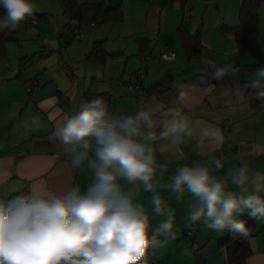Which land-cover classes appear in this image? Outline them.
<instances>
[{"label": "crops", "instance_id": "1", "mask_svg": "<svg viewBox=\"0 0 264 264\" xmlns=\"http://www.w3.org/2000/svg\"><path fill=\"white\" fill-rule=\"evenodd\" d=\"M241 2L186 0L181 4L180 0H130L127 4L123 0L122 25L128 24L129 39H123L121 29L113 32L111 27L113 31L108 32L107 38L95 40L105 41L106 52L122 54L121 59L97 66L84 60L88 45L78 51L79 58L66 51L65 64H79L76 69L81 67V86L74 95L68 93L67 85L61 87L59 72L50 73L51 63L46 59L50 55L42 47L37 59L23 64L12 79L0 83V197L19 192L21 188L15 184L16 181L22 182L28 191L47 186L63 193L73 184L79 185L82 192L86 191L93 182L87 163L72 169L71 156L65 154L63 145L52 132L64 117L79 110L82 96L94 80L98 92L111 95L110 113L114 115H134L147 110L152 114L151 130L160 133L162 122L170 118L169 110H177L190 119L194 128V135L185 138L180 145L173 144L171 138L147 142L156 154V191L176 213V238L151 252L147 264H195V256L206 264H227L226 250L218 246V242L227 236V231L213 232L200 225L189 242L181 240V236L186 238L183 231L195 199L185 193L183 200L178 201L167 185L176 169L185 165L209 166L217 178L226 177L231 168L242 164H247L253 172L264 173V101L256 99L254 90L246 87L247 82L255 78L248 67L256 62L232 34L223 30L239 25ZM180 26L189 34H198L203 47L198 60L187 61L178 32ZM110 35L113 41L109 40ZM84 37L81 34L80 38ZM140 37L155 39L156 42L155 50L145 59L138 55L136 39ZM168 50L174 53V59L162 60L160 55ZM25 55L21 54L18 60ZM260 56L264 59V53L260 52ZM225 66L239 68L238 78L245 84L233 87L181 85L161 95L146 92L166 74L182 81L213 73L217 67ZM140 69L144 72L135 93L126 92L121 82L129 80ZM66 80L70 81V78L66 77ZM29 86L33 88L32 94L26 91ZM180 91L186 94L182 100L178 98ZM32 116L40 118L41 126L26 131L21 122L28 118L31 123ZM210 127L220 129L223 143L216 144L203 136L202 130ZM213 157L222 160V169H215ZM119 183L125 190H136V201L145 205L152 215L153 227L157 226L163 217L152 213L151 194L145 192L142 185H131L125 180ZM244 216L247 217L246 214ZM252 221L258 234L249 240L251 255L245 264H264V223Z\"/></svg>", "mask_w": 264, "mask_h": 264}, {"label": "clouds", "instance_id": "2", "mask_svg": "<svg viewBox=\"0 0 264 264\" xmlns=\"http://www.w3.org/2000/svg\"><path fill=\"white\" fill-rule=\"evenodd\" d=\"M0 8V31L15 29L35 13L32 0H0ZM239 72L233 66L217 67L212 79L238 77ZM254 76L246 87L264 101V66L255 69ZM177 84L173 81L174 87ZM185 95L180 91L178 98ZM169 112L159 137L151 130L149 111L114 115L102 96L57 123L52 135L71 156L70 167L87 163L93 182L83 192L73 184L63 193L44 186L0 197V264H147L151 252L175 239L176 213L156 191V154L147 142L171 138L180 145L194 135V128L187 116ZM30 119L21 122L26 131L41 126L38 116ZM202 133L223 143L219 128H204ZM212 163L217 170L224 167L221 159L213 157ZM120 180L142 185L151 194L152 213L163 217L157 226L145 205L136 201V190H125ZM167 187L178 201L185 193L195 199L186 228L203 225L247 237L248 225L240 217L246 214L264 223V173L251 171L247 164L221 178L203 164L181 166Z\"/></svg>", "mask_w": 264, "mask_h": 264}, {"label": "trees", "instance_id": "3", "mask_svg": "<svg viewBox=\"0 0 264 264\" xmlns=\"http://www.w3.org/2000/svg\"><path fill=\"white\" fill-rule=\"evenodd\" d=\"M174 1V0H173ZM186 0H180L183 4ZM63 13L69 23H73L78 31L84 30L89 26H103L110 23H122L124 20L122 0H118L114 6H106L101 3H77L75 0H60ZM260 0H242L239 12V25L234 28H224L225 32L233 35L235 41L248 53L254 60L255 64L249 66L251 71H255L259 66L264 65V59L261 58L258 51V36H259V15L258 9ZM3 14V9L0 8V15ZM46 20V15L35 14L32 18L25 21L29 26L32 21ZM32 26V25H31ZM68 26H70L68 24ZM181 40V47L185 52L188 62L198 60L202 52V45L198 39V34H189L180 26L178 29ZM17 33L15 29L8 31H0V61L7 58L6 46L10 41H15L13 36ZM138 47V55L141 58H147L156 48L155 39L140 37L136 39ZM105 41H95L90 45L88 52L85 54L84 60L91 65L104 66L109 60H119L123 57L122 54L111 55L105 50ZM31 60V57L20 59V66ZM142 69L145 70V65L142 63ZM141 71V69H140ZM138 71V73L140 72ZM20 72V71H19ZM137 74V73H136ZM134 74V75H136ZM173 81L176 79L171 74L164 75L159 81L146 89V92L151 95H161L171 91L181 85L191 86H225L233 87L245 84L238 77L226 76L223 79H212V73L206 75H197L195 77L177 81L178 84L174 87ZM102 96L109 106L111 105V95L106 92H98L96 89V81H91L82 96L81 105L92 100L95 97ZM256 111V109L254 110ZM159 137V133H156ZM159 140V138L157 139ZM155 140V141H157ZM21 192H29L27 188L21 189L19 192L12 195L21 194ZM11 196V195H10ZM240 219L245 220L249 228L247 237L232 235L228 232L227 236L218 242V246L226 250L227 264H245L246 259L251 255L249 240L258 234L255 224L246 216ZM185 230V227H184ZM184 232V231H183ZM185 236V235H184ZM186 237V236H185ZM187 238V237H186ZM191 238V237H190ZM195 264H206L201 258L195 256Z\"/></svg>", "mask_w": 264, "mask_h": 264}, {"label": "rangeland", "instance_id": "4", "mask_svg": "<svg viewBox=\"0 0 264 264\" xmlns=\"http://www.w3.org/2000/svg\"><path fill=\"white\" fill-rule=\"evenodd\" d=\"M84 1L88 3L104 2L108 7L114 6L118 2V0H79V3ZM128 1L130 0H126L127 4ZM32 2L35 5L34 15H46V20L43 19L38 21V25L36 26H28L25 24V22H22L15 28V30L17 31V33L13 36L15 41H10L7 44V58L0 61V83L2 81H8L12 79V76L16 74V72H19L21 70L20 60H18L21 54L24 53L26 54V57L37 59V54L43 47V49L46 50L47 54L50 55L46 58L48 59V62L51 63L50 73L59 72L61 77L58 78V81L61 84V87L67 85V88H69L68 93L74 95L79 89V86H81V78L79 75V70L81 69V67L76 69L77 67H79V64H77V66H75L76 64H72L70 66L69 64L67 65V63L65 64V62H67L65 59L66 51L67 54L71 53V56H78L79 58V56L81 55L78 51H81L84 46L88 45L87 47L89 50L90 45L95 40H97L96 38H107L109 36L108 32L113 30V32H116L118 29L122 30V34L124 35L123 39H129L127 32L130 34V29L127 23L124 26L122 25L123 22L114 23L112 24L113 26L106 25L103 26V28H101L100 26H89L84 30L78 31L77 29H75V26L72 22H68L67 17L63 13L60 0H32ZM260 2L261 3L258 9L259 54L260 52L264 53V0H260ZM68 24L70 26H68ZM111 27H113V30L111 29ZM81 34L85 35L84 39L80 38ZM67 38L69 39L68 41H66ZM112 39L113 37L112 35H110L109 40L113 41ZM66 77L70 78V81H67ZM181 240L189 242L190 237L184 238L181 236Z\"/></svg>", "mask_w": 264, "mask_h": 264}, {"label": "built area", "instance_id": "5", "mask_svg": "<svg viewBox=\"0 0 264 264\" xmlns=\"http://www.w3.org/2000/svg\"><path fill=\"white\" fill-rule=\"evenodd\" d=\"M36 24H37L36 21H32L29 25L31 26V25H36ZM160 58L162 60H167V61L173 60L174 59V53L172 51H170V50L164 51L160 55ZM143 72L144 71L142 70L139 73H137L136 75L131 76L130 79L127 80L126 82H124V83L121 82V85H123V87H124L126 92L131 93V94L135 93L136 88L138 86V81L142 77ZM32 89H33L32 86L27 87L26 88L27 93L32 94ZM198 229H199V226L194 228V229L185 227L184 235L186 237H192L197 232Z\"/></svg>", "mask_w": 264, "mask_h": 264}, {"label": "water", "instance_id": "6", "mask_svg": "<svg viewBox=\"0 0 264 264\" xmlns=\"http://www.w3.org/2000/svg\"><path fill=\"white\" fill-rule=\"evenodd\" d=\"M15 184L19 187V188H21V189H23L24 188V185H23V183L22 182H20V181H16L15 182Z\"/></svg>", "mask_w": 264, "mask_h": 264}]
</instances>
